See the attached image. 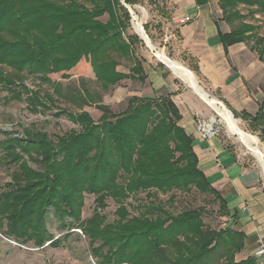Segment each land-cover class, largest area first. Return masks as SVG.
<instances>
[{"label": "trees", "instance_id": "trees-1", "mask_svg": "<svg viewBox=\"0 0 264 264\" xmlns=\"http://www.w3.org/2000/svg\"><path fill=\"white\" fill-rule=\"evenodd\" d=\"M122 2L133 5L138 0H0V89L7 92L5 100L23 101L34 114L56 108L55 116L79 125L53 138L30 125L0 140V161L13 167L0 187V232L20 244L59 246L62 238L46 225L51 214L62 228L81 231L95 264H259L251 255L235 262V253L244 247L240 229L206 225L203 207L176 213L166 208L174 190L187 193L193 187L213 196L219 215L236 218L199 167L193 138L180 123L182 115L170 94L131 95L123 111L113 112L101 94L64 87L50 78L53 73L67 77L82 61L103 92L124 77L140 82L148 78L152 66L135 49L139 37L127 32L130 14ZM218 4L231 25L227 33L218 31L224 50L254 40L255 26L245 21L238 5L249 7L253 17L264 14V0ZM251 49L264 61L263 37H256ZM122 62L129 63L128 73L117 69ZM157 66L164 67L161 62ZM28 76L48 84L51 92L28 87ZM57 99L78 111L57 109ZM91 105L101 112L96 121L83 110ZM232 112L264 144V101L255 115ZM140 193L144 203L136 200ZM167 193L161 201L158 194ZM84 194L94 195L95 207L82 218ZM132 196L135 205L127 202ZM106 198L117 206L112 221L101 213Z\"/></svg>", "mask_w": 264, "mask_h": 264}, {"label": "crops", "instance_id": "crops-1", "mask_svg": "<svg viewBox=\"0 0 264 264\" xmlns=\"http://www.w3.org/2000/svg\"><path fill=\"white\" fill-rule=\"evenodd\" d=\"M218 1L157 0L152 4L155 8L149 5L153 10L151 13L146 10L147 18L159 22L163 36L171 41L169 57L187 66L194 62L199 82L223 101L229 110L238 115L241 111L255 115L264 101V61L259 59L256 50L251 49L252 39L230 44L224 50L218 31L227 33L231 25L223 19ZM182 18L185 19L183 23L179 22ZM245 21L248 22L247 19ZM144 58L152 66L144 81L147 82L146 89L142 91V87L136 85L131 87L130 83H126L130 81L127 78L121 81L118 89L124 90L127 99L131 95L170 94L182 115L180 123L193 138L192 146L199 167L207 180L225 197L231 212H236L235 219H227L229 226L245 234L244 247L235 253V262L251 255L259 264H264V256L256 257L254 254L259 244L264 245V187L260 185L259 172L253 164L242 161L233 147L220 137L202 138L197 131L195 116L203 113L208 105L195 93L181 88L174 79L167 80L169 74L164 64V67L157 66ZM106 104L110 109L114 105L113 102ZM184 105L195 108L187 114L183 110Z\"/></svg>", "mask_w": 264, "mask_h": 264}, {"label": "rangeland", "instance_id": "rangeland-1", "mask_svg": "<svg viewBox=\"0 0 264 264\" xmlns=\"http://www.w3.org/2000/svg\"><path fill=\"white\" fill-rule=\"evenodd\" d=\"M156 2L157 0H138L135 5H129V7L134 11L135 15L137 16V20L141 22L143 28L144 26H146L147 31L145 32L149 37L150 42L154 46L153 50H151L150 47L146 46L144 40L141 39L136 33L134 29V22L136 21V18L134 20L130 12V27L127 30L128 33H135L141 40L140 43H137L135 45L137 53L142 55L143 57H146L151 61V63H155V65L160 62V59H158L155 55V50L160 49L168 56L171 53L170 49L172 48L171 41L168 42L167 39L163 36L164 32L161 24L157 21H152L150 20V18H147L146 10L148 9V11L151 13V11L153 10L149 8V5H154V3ZM153 8L155 7L153 6ZM238 9L242 14L245 15L248 22L254 25L257 29L254 31L255 38L263 37L264 39V14H255L253 17H251L248 12L250 8L243 4H239ZM100 19L104 21L106 19V15H103L102 17H100ZM255 38L253 39L255 40ZM172 56L174 55L172 54ZM181 64L184 65L187 69L194 66V62L188 65L190 67L183 63ZM128 65L129 63L122 62V64H120L117 69L123 73H128ZM86 67V63L82 61L81 64L68 71L67 77H61L60 73H53L50 74V78L53 81H60L62 86L64 87L68 84L78 88L84 87L90 92L99 93L101 94L103 103H114L111 109L113 112L121 111L126 105L127 98L124 94V90L118 89V85H122L121 81H123L127 77L122 78L119 82L111 86L107 92H103L100 89L98 83L92 78L89 69ZM164 69H166L167 73L169 74L167 80L174 79L177 83H179L181 88H184V90L189 91V93H195L193 89L188 86V84L183 78L172 73L171 70L168 69L166 66L164 67ZM192 73L194 75V78L198 82V85L204 88L199 82V79L195 75V73L193 71ZM127 79H130V81L126 83H130L131 87H133L134 85L141 86L142 91H144V89H146L147 87V82L140 83V81L136 79ZM25 84L31 89H45L49 92H51L52 90L48 84L40 83L39 80L34 76L26 77ZM204 90L211 94V92L207 91V89L204 88ZM6 94L7 92L5 90L0 89V140L6 137V133H22L23 128L28 127L30 125H33L36 129L45 131L51 138H53L54 135L69 131L71 129H79V125L73 123L66 116H55L54 112L56 111V108L46 110L43 113H30L26 110V104L23 101H6ZM212 94L210 95V97L213 96V98L218 100V102H220H217L219 106H224L228 108L223 101L216 97L214 93ZM55 106L57 107V109L65 108L66 110L72 112L78 111L76 105L68 103L63 99H57L55 102ZM194 108L195 107L191 105L183 106V110L187 114L189 113V111H193ZM83 110H87L95 121L100 115V111L96 109L94 105L83 106ZM230 112L232 113L231 110ZM232 115L234 116L233 113ZM195 118L197 125L202 123L203 120L209 123V120L211 118H214L215 120L212 123V128L217 131L216 136L220 137V139H222L228 145L233 147V149L240 156V159L242 161L244 160L249 164H253V166L257 169L260 174V185L264 187V176L260 163L258 162L256 157L249 152L248 148L243 145L240 141H238L234 135L228 134L223 123V117L218 114L215 110H213L210 106H206L204 112L196 114ZM235 118L239 120L241 128L257 137V139L259 140V145L263 151L262 157L264 159V144L257 136V132L253 131L248 125V123L242 118ZM1 154L2 150L0 149V158ZM28 164L34 169H39V165L36 163L28 161ZM12 170V166H7L6 164L0 161V187H4V184L9 181L10 173ZM172 193L174 195L173 202L171 204L169 202L165 203L166 208L170 212L176 213L178 211H181L185 207H203L204 212L202 214V218L206 225H209L214 228H220L222 226L228 225V218L219 215L218 202L213 199V196L201 194L193 187L187 193L179 192L176 190H174ZM169 195L170 193L158 194V197L161 201H165ZM144 196V193H140L136 196V200H139L140 203H144ZM136 200L135 196H132L128 198L127 202L135 205ZM105 203L106 207L101 210V213L106 216L107 221H112L116 218L115 209L117 206L110 198H106ZM94 207V195L84 194L82 218L88 217L92 213ZM129 210L132 214L137 213L134 208H129ZM46 225L51 234H53L55 237L62 238V241L59 246L52 247L47 244H44L41 247H37L31 242L20 244L0 232V264H95L94 259L90 255L87 240L82 235L80 230L76 228H72L69 230L66 228H62L59 225L58 219L51 214L49 215L46 221ZM68 231H70L71 233L70 236L64 238L65 234Z\"/></svg>", "mask_w": 264, "mask_h": 264}, {"label": "bare ground", "instance_id": "bare-ground-1", "mask_svg": "<svg viewBox=\"0 0 264 264\" xmlns=\"http://www.w3.org/2000/svg\"><path fill=\"white\" fill-rule=\"evenodd\" d=\"M141 26L142 25L139 20H136L134 22L135 31L146 40L147 45L148 47H150V49L154 48L153 44L147 39L145 32H143V26ZM155 55L158 59H160L159 61H163V63L167 67H169L172 73L183 78L188 84V86L193 89V91L198 97H200L205 103H207L208 106H210L213 110H215L218 114L223 117V123L228 134L234 135L236 139L240 141L243 145H245L248 148L249 152L256 157V159L261 165L262 173L264 176V159L262 157L263 151L259 145V140L257 139V137L241 128L239 120L232 115L228 108L224 106H219L218 103L220 102H218V100L213 97H210L205 91H203L198 85H196L193 74L189 72V70H187L184 65H182L175 59L168 57L160 49L155 50ZM214 120V118H211L209 120V123H206L207 129L212 128V123L214 122Z\"/></svg>", "mask_w": 264, "mask_h": 264}, {"label": "built area", "instance_id": "built-area-1", "mask_svg": "<svg viewBox=\"0 0 264 264\" xmlns=\"http://www.w3.org/2000/svg\"><path fill=\"white\" fill-rule=\"evenodd\" d=\"M123 3V2H122ZM129 6V5H128ZM130 8V7H129ZM131 9V8H130ZM132 10V9H131ZM133 11V10H132ZM133 15L136 17V20L138 19L137 16L135 15L134 11H133ZM133 18V17H132ZM134 19V18H133ZM135 20V19H134ZM179 22H185V19H179ZM207 122H205L204 120L202 121V123L197 125V131L199 132L200 136L204 139L212 137V136H216L217 135V131H215L213 128L211 129H207ZM256 257H260V256H264V245L263 244H259V246L257 247V249L254 252Z\"/></svg>", "mask_w": 264, "mask_h": 264}, {"label": "water", "instance_id": "water-1", "mask_svg": "<svg viewBox=\"0 0 264 264\" xmlns=\"http://www.w3.org/2000/svg\"><path fill=\"white\" fill-rule=\"evenodd\" d=\"M128 10H129V12H130V14L132 15V17L135 19L136 17L133 15V11L129 8V6L126 4V3H122ZM142 27V26H141ZM143 28V27H142ZM143 32H145V30L143 29ZM137 33V32H136ZM138 34V33H137ZM139 35V34H138ZM145 35H146V37H147V39L150 41V39H149V37L147 36V34H146V32H145ZM139 37L141 38V39H143L144 40V42H145V44H146V46H148L147 45V42H146V40L143 38V37H141L140 35H139ZM154 48H152L151 50H153ZM162 64H164L162 61H160ZM165 65V64H164ZM166 66V65H165ZM167 67V66H166ZM168 69H169V67H167ZM187 70H189V69H187ZM189 72H191L192 73V71H190L189 70ZM193 74V73H192ZM193 77H194V75H193ZM195 79V78H194ZM195 84L197 85V82H196V80H195Z\"/></svg>", "mask_w": 264, "mask_h": 264}]
</instances>
